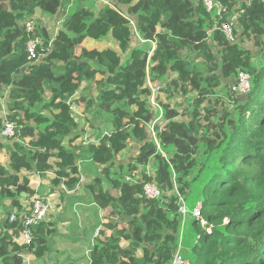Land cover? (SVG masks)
I'll list each match as a JSON object with an SVG mask.
<instances>
[{"label": "trees", "instance_id": "trees-1", "mask_svg": "<svg viewBox=\"0 0 264 264\" xmlns=\"http://www.w3.org/2000/svg\"><path fill=\"white\" fill-rule=\"evenodd\" d=\"M216 1L239 14L240 41H235L239 29H234V40L221 29L229 12L223 19L208 14L204 0H111L113 6L108 0L93 5L85 0H0V93L8 98L7 116L0 110V129L6 120L17 122L24 139L0 136L9 157L5 165L0 161V212L5 211L0 264H26L46 251L45 220L35 227L32 244L14 242L22 225L9 217L25 211L22 194L30 199L37 193L22 171L52 170L55 184L73 190L80 178L77 162L86 157L103 167L106 177L98 179L99 187L90 185L92 197L102 208L110 207L106 228L111 234L95 240L91 264H172L181 197L186 204L195 197L201 201L207 222L193 221L200 238L186 258L194 264H264V0ZM73 4L77 7L54 37L35 17L37 9L55 15ZM29 20L34 22L30 31ZM137 34L144 41L133 46ZM36 36L42 38L40 55L29 59L27 43ZM87 37L110 39L111 44L78 57L75 49ZM245 39L258 51L245 47ZM211 40L216 56L209 55ZM242 71L251 75L252 87L244 97L231 96L232 108L216 96L217 89ZM94 83L103 89L90 96ZM153 88L164 120L154 126L156 137L149 127ZM190 94L189 104L176 101ZM71 101L93 117L109 114L112 119L105 121L113 128L111 138L84 145L76 143L77 134L64 145L65 134H73L77 123L70 119L69 106L66 120L53 109L56 102L66 106ZM131 143L138 152L127 164L118 163V152H132ZM205 171L210 174L199 191L196 182ZM147 182L159 186L161 198H146ZM104 194L111 201L105 202ZM5 198L10 205L3 204ZM125 214L130 218L124 219ZM123 240L129 241L125 248Z\"/></svg>", "mask_w": 264, "mask_h": 264}, {"label": "crops", "instance_id": "crops-1", "mask_svg": "<svg viewBox=\"0 0 264 264\" xmlns=\"http://www.w3.org/2000/svg\"><path fill=\"white\" fill-rule=\"evenodd\" d=\"M100 1L109 4L107 0ZM108 1L111 2V0ZM70 7L61 9L55 15L44 14L37 9L35 17L41 19L49 34L54 37L62 28V23L66 15L71 12H69ZM138 36L140 35L138 34ZM110 44V39L98 42L87 37L76 47L75 54L81 57L87 50L107 48ZM7 100V93H0V110L4 117L8 114ZM83 133L85 132L83 131ZM83 133H81V137L84 135ZM71 135L73 136L69 140L75 136L74 133ZM78 139L76 143H79ZM89 139V143H94L93 141L97 140L98 136L95 134L93 137H89ZM68 142L65 143L63 141L64 145H67ZM1 149L3 150L5 148H2L0 145V155L6 156L9 160V157L6 155V149L5 151H1ZM7 162L2 163L5 165ZM91 164H94L91 157L78 160L77 166L78 169L81 167V173L79 172V183L73 190H68L67 187L64 190L62 188L63 182L59 186L55 184L54 179L56 174L52 170L41 172L40 174L30 173L25 170L22 171V175H28L30 184L36 188L37 193L43 196L49 203V212L44 221L48 228L45 254L39 258L29 257L26 264H91L90 250L95 240L98 237L104 238V236H110L111 230L106 228L110 207L102 208L98 199L92 197L91 184L88 182L84 183L86 178V175L84 176V170ZM88 190L90 191L91 197L86 192ZM30 199L27 195H21V205L24 210L30 206ZM111 199L110 196L104 194L103 200L105 202L111 201ZM10 203V199H3V204L10 205ZM1 214L2 212H0V216ZM97 229H99V233L96 235ZM128 245L129 241L123 240L121 246L125 248ZM138 254L142 255V252L139 251Z\"/></svg>", "mask_w": 264, "mask_h": 264}, {"label": "built area", "instance_id": "built-area-1", "mask_svg": "<svg viewBox=\"0 0 264 264\" xmlns=\"http://www.w3.org/2000/svg\"><path fill=\"white\" fill-rule=\"evenodd\" d=\"M204 6L208 14L216 13L217 15L223 12L227 8L226 5H223L222 3H220V1H215V0H204ZM234 21L235 20L232 17L230 20L228 21L225 20L221 24L222 31L224 32L226 37H228L231 40H234L235 38ZM33 26H34V22L32 20L26 22V28L28 31L33 29ZM41 43H42V38L39 36L32 37L29 39L27 43V51H28L29 59H36L39 57L40 54L38 52V48ZM251 87H252L251 75L248 72L242 71L239 73L235 83L232 85L231 91L237 94H244L247 93L251 89ZM152 91L155 92V89L153 88ZM69 110H70L69 111L70 119H73L75 123H78L80 121V118L83 117V111L80 105L71 101L69 102ZM155 125L156 123H154L151 120L149 127L154 137H156V132L154 131ZM22 128H23L22 125H19L17 122L6 120L2 128L0 129V136L3 139L19 140L20 142H22L24 140L22 138ZM96 135L98 136V139L94 140L93 142L95 144H99L103 140L110 139L112 136V131L104 129L102 131H98ZM84 140H85V144H88L90 142V139L87 135L85 136ZM78 171L81 173V167H79ZM126 179L132 180V178H130L129 176H127ZM135 179L136 181H138L140 179V176L138 175L137 177H135ZM62 188L66 190V186L64 183L62 184ZM144 195L146 196L147 199H151V200L159 199L162 197V191L159 188V186L156 185L155 183L147 182L144 185ZM181 200L182 202L180 206V212L182 214V223L180 227L179 243L172 264H194L190 259L186 258L182 253L184 226L186 224L189 211L187 204L182 199V197ZM48 212H49L48 201L43 196L36 193V195L30 199V206L25 211H23L19 216L15 212L12 213L9 217V221L13 223L17 219H19L22 225L19 233L14 236V242L20 245L32 244L34 240V229L41 221L46 220ZM192 216L196 219H199L201 221V225L205 226L207 224V222L203 219L201 201H198L195 207L192 209ZM98 233H99V229H97L96 235ZM199 238L200 236L198 235L196 237V241H195L196 243L198 242Z\"/></svg>", "mask_w": 264, "mask_h": 264}, {"label": "rangeland", "instance_id": "rangeland-1", "mask_svg": "<svg viewBox=\"0 0 264 264\" xmlns=\"http://www.w3.org/2000/svg\"><path fill=\"white\" fill-rule=\"evenodd\" d=\"M75 2H78V0H75ZM91 2H92L91 5H93V2L97 3V2H102V1H100V0H89L87 3H91ZM220 3H222V2L220 1ZM222 4L225 5L224 3H222ZM110 5H112V2H111ZM76 7L77 6H75V4L71 5V7L69 8V12L70 11L73 12V10ZM228 10L229 9L226 8L223 12L219 13L218 15L216 13L211 14V15L219 17L220 19H223L224 15L229 12ZM206 15H208V14H206ZM226 16H228L227 20H230L232 17L234 18V20H235L234 21L235 22L234 29L235 28L239 29V32L237 33L238 37L235 38V41H237V42L240 41L241 39H240L239 36H240L241 30L239 28L240 25H239V22H238L239 21V19H238L239 14L238 13L229 12ZM133 25L135 26L134 23H133ZM137 36H138V34H137ZM142 41H144L143 38L138 36V40L137 41L136 40L132 41V45L133 46H138L140 44V42L142 43ZM211 44H212V51L210 52L209 55L210 56H216L217 55V48L213 47V41L212 40H211ZM242 44L245 47H247L248 49H251L253 52H257L258 51V49L253 45V41L251 39H249V40L245 39V41H243ZM104 49L105 48H101V49L100 48H98V49L96 48V49H93V50H96L98 52H102ZM118 50H119V53L121 55V58L122 59L125 58V55L120 51L119 48H118ZM88 51H92V50H87V51H85V53L88 52ZM133 55L135 56L136 54H133ZM255 59H257V58H255ZM235 81H236V79L224 80L223 84L217 89V95H216V96L219 97V99H221L220 101H223L224 104L225 103L226 104L232 103L231 104L232 108L235 105V103L233 101H231V96L244 97V95H245V94H237V93H234V92L231 91V87L235 83ZM101 89H103L102 86H99L97 83H94L93 85H91V87L89 89V95L90 96L91 95L96 96L98 91H101ZM78 96L79 95H77L76 98ZM102 97L104 99H107L106 96H102ZM154 98H155V92L152 91L151 103H152V105L154 107L152 121L154 123H156V124L158 122L163 123L164 120H163L162 116L160 115V108H159L158 103L155 101ZM191 98H192V94L188 95L184 99L183 98H177L176 101H178V102L185 101L186 103L189 104ZM59 103H61V102H56V105H55L56 107H54L53 110H55L54 112L57 113L61 119H65L66 120L67 119V113H68L67 110H68L69 103L66 106H61ZM204 105L207 106L208 103L205 102ZM218 107L221 108V104H219ZM81 109H82V111H84L83 112V117L80 118V122L76 126H73L74 129H72L73 131L75 130L74 131V135H76L77 133L81 134V133H83V131L86 133V134L83 133L84 135L81 138L78 139L79 142L84 143V145H85L84 138H85L86 135L88 137H93L98 131H102L104 129H106V130H112L113 129L112 127H110V125H107L106 121H105L107 118L112 119V117L109 116V114L103 113L102 116L93 117V114L90 113V112H86L83 106H81ZM47 112L48 111H45V113H47ZM65 135L66 136L64 137L63 141L65 143H67L68 140L73 135H71V134H65ZM82 138H83V140H82ZM25 142H28V140H26ZM5 143H7L5 140L0 141V145L2 146V148L3 147L5 148ZM131 147H132L131 148L132 152H127L126 149H121L118 152L119 153L118 159H119L120 163L127 164L130 161V157L133 154H136L138 152V145L137 144L131 143ZM1 151H5V149H3V150L1 149ZM0 159H1L2 162H5V161L7 162V160H8L7 157L4 156V155H0ZM200 162H201V164H200L199 169L202 171V165L206 164L205 157L201 158ZM116 169L117 168H115V170H113V171L115 172ZM205 172H207V173L205 174L204 172H202L201 177L199 178V180H197L198 182H196V188L199 191H201L202 185L206 183L207 176L210 174L209 171H205ZM85 175H86V178L84 180V183L88 182L89 184L96 185L97 187L100 186V183H99L98 179L106 180L103 167H98L95 164H91V165L86 167V169L84 170V176ZM109 185L110 184L107 182V186H109ZM86 192L91 197L90 191L88 190ZM23 195H25V194H23ZM195 199H196V197L194 198V200H191V199L187 200V207H188L189 214H188V217H187V220H186V224L184 226L183 241H182V248H183L182 253H183L184 256H187V254L190 253L189 249H190V247H193V245L195 244V241H196V237H197V234H196V232L194 230V227H193V221L195 220V218L192 216V209L195 207V205L197 203V201H195ZM5 201H9V200H5ZM5 206H7V205L5 204ZM4 217H5V211H2V214L0 216V220L3 219Z\"/></svg>", "mask_w": 264, "mask_h": 264}, {"label": "water", "instance_id": "water-1", "mask_svg": "<svg viewBox=\"0 0 264 264\" xmlns=\"http://www.w3.org/2000/svg\"><path fill=\"white\" fill-rule=\"evenodd\" d=\"M188 56V54H186V57ZM130 217L128 215H124V219H129Z\"/></svg>", "mask_w": 264, "mask_h": 264}]
</instances>
